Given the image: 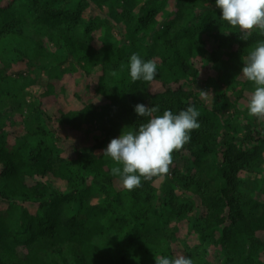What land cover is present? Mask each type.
<instances>
[{
	"label": "trees",
	"instance_id": "trees-1",
	"mask_svg": "<svg viewBox=\"0 0 264 264\" xmlns=\"http://www.w3.org/2000/svg\"><path fill=\"white\" fill-rule=\"evenodd\" d=\"M59 1L41 7L34 1V11L19 12L16 0H0V264H156L155 256L172 258L168 244L175 234L159 206L163 202L168 214L180 218L195 210V203L179 204L176 186L202 200L203 240L223 246L222 264H257L264 254V121L250 116L247 107L241 120L231 114L228 90L220 93L222 85H210L203 75L209 62L219 82L221 57L244 66L264 37L240 40L238 30L221 20L215 0H175L173 13L169 0H100L114 18L91 19L88 34L106 36L107 43L96 48L69 29L92 0H79L72 12L67 5L74 0L57 6ZM205 37L218 43L216 53L206 50ZM9 53L27 74L37 72V81L30 83L15 69ZM133 53L156 61L155 81H162L164 91L151 94L152 84L131 80ZM75 75L83 79L76 95L82 98L86 86L104 109L94 101L69 111L59 107L60 95L71 94L63 80ZM61 81L65 91L56 92ZM211 90L208 106L200 91ZM138 104L159 105L158 115L190 105L200 112L201 128L175 155L172 178L167 177L173 185L169 199L160 196L156 181L125 190L111 173L114 163L103 155L125 127L134 130L145 121L135 112ZM94 122L103 138L93 146L67 143V130L87 134ZM67 150L70 157H63Z\"/></svg>",
	"mask_w": 264,
	"mask_h": 264
},
{
	"label": "clouds",
	"instance_id": "clouds-1",
	"mask_svg": "<svg viewBox=\"0 0 264 264\" xmlns=\"http://www.w3.org/2000/svg\"><path fill=\"white\" fill-rule=\"evenodd\" d=\"M215 7L222 13L221 20L238 30L235 33L240 40L246 42L254 34L264 37V0H215ZM243 64L240 74L254 85L247 103L248 114L264 121V39L257 41ZM129 69L133 82L152 84L157 76L156 61H145L137 53L131 55ZM208 95L200 91L202 98ZM159 111V105H136V114L145 121L134 130L125 131L132 129L125 127L103 152L114 163L111 173L119 177L125 190L134 191L143 187L144 181H163L169 177L175 155L190 143L192 132L201 128L200 112L195 106L190 105L178 114L165 110L158 115ZM155 261L156 264H194L192 258L182 253L172 258L155 256Z\"/></svg>",
	"mask_w": 264,
	"mask_h": 264
},
{
	"label": "rangeland",
	"instance_id": "rangeland-1",
	"mask_svg": "<svg viewBox=\"0 0 264 264\" xmlns=\"http://www.w3.org/2000/svg\"><path fill=\"white\" fill-rule=\"evenodd\" d=\"M40 2L39 7H41L45 2L52 1V0H16V8L19 12L26 10V11H34V9L38 8V5H31L32 2ZM58 1V0H57ZM175 0H169V4L167 6V9L170 12L175 11ZM64 3L61 2V0L58 2L57 6H62ZM79 5V0H74L71 4L67 5V9L72 12L77 10V7ZM107 6L101 7V1L100 0H92L90 1L88 9H86L83 13L81 21H79L76 25H71L69 29L71 32H74L76 35H78L82 39L91 40L92 44L96 48L102 47L104 44H106V36L101 32H95L92 34H88L87 30L91 26V19L92 18H98L101 16V19H103V16H105L109 20H113L114 13L113 11H110L107 9ZM114 36L119 37V30L115 27L114 28ZM204 46L206 47V50L209 51V53H216L218 49V43L216 41L210 39V38H203ZM49 46V43H46ZM219 51V50H218ZM9 61H12L13 59H16L17 61V55L15 53H9L8 54ZM218 57V56H217ZM208 58L213 61V58L208 55ZM219 58V57H218ZM222 60V61H221ZM221 62L218 65L221 69H223V72H221V78L219 82H216V73L214 72L213 65L209 62H205V68L206 69V75L204 74L206 78H208L209 84H214L217 88L218 85H222V87H219L220 93H222L223 90H228V96L231 97L232 104L230 107L229 112L233 114L234 116L237 115L239 120L243 119V112L244 109L247 107L248 99L253 91L249 86H246L241 73V70L243 66L239 62V60L236 58L231 60V62H228L225 57H221ZM241 60V59H240ZM222 63V64H221ZM15 69H22L24 73L27 74L28 70L24 66V64L20 61H17L15 64ZM244 65V64H243ZM1 66V62H0ZM237 66V68H235ZM208 75V76H207ZM37 77H39V74L35 71L32 72L30 75L27 74V78L29 79L30 83L32 81H37ZM93 77V76H92ZM42 78L44 79V84L46 83L48 86L47 81V75L44 73L42 74ZM68 78V80H63L66 83V88L68 91H71L70 97L68 95H60L58 105L61 107L64 111L74 110V109H80L83 108L84 105L87 102L94 101L98 108L104 109V102L98 98H92V94L89 92V90L86 88V86H83V88L80 90V96L82 98H79L76 93L78 91L77 89V83H83V79L79 75L75 76H68L64 79ZM63 81H61L62 84H57L55 87L56 92H63L65 91L63 86ZM242 85L243 88L240 86ZM174 88H177L176 86ZM212 89V88H211ZM149 93L155 94L158 92L164 91V86L162 81H155L152 83V85L148 89ZM43 94V90L40 92L37 91L36 95L37 97L41 96ZM212 97H213V91L211 90L209 92V95L207 98H204L203 101L206 105L209 106V104L212 103ZM238 97H241L242 99L238 100ZM243 114V115H242ZM92 131L87 132H76L71 129L67 130V136L70 137V140L67 142L68 144L77 143L82 144L86 146H93L95 142V138H103L102 133H100L98 130L99 124L96 122L93 123ZM131 130V129H130ZM119 138V137H118ZM67 144V145H68ZM71 153L67 150L65 151L62 156L63 157H70ZM169 178H172L170 175ZM246 179V176L243 177ZM156 186L159 189L160 196H166L167 199H169V189L173 187V185H170L167 178L163 181H156ZM60 187H63V185L60 183ZM174 191L176 193V196L178 197V202L181 205H186L188 208L191 205V203H195V210L192 212H188L185 216L182 218L172 216L168 214L166 209L163 207V202L160 204V213L163 215L165 221H169L170 224L168 228H170V231L173 232L175 235L172 240L169 241V246L171 247L168 252L173 253V256L175 257L177 254L182 253L186 257L193 256V259L200 264H222L221 259L223 255L224 248L223 246H220L216 241H207L203 240L206 234L201 232V228H206L205 223L203 222V216L205 215V209H203L202 200L195 195L191 194L189 192H184L181 187H174ZM244 192V190H243ZM163 195V196H162ZM260 200L264 201V196H260ZM181 205V206H182ZM31 207V208H30ZM29 208L31 211H35V208H32L30 206ZM183 207V206H182ZM167 245V246H168ZM166 247V246H165ZM191 255V256H190ZM260 262V264H264V254H262V257H260L257 264Z\"/></svg>",
	"mask_w": 264,
	"mask_h": 264
}]
</instances>
